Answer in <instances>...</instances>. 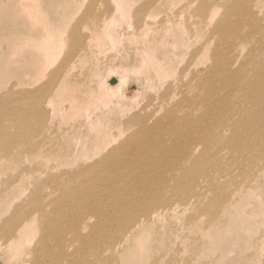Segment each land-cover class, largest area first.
Masks as SVG:
<instances>
[{"label":"bare ground","instance_id":"obj_1","mask_svg":"<svg viewBox=\"0 0 264 264\" xmlns=\"http://www.w3.org/2000/svg\"><path fill=\"white\" fill-rule=\"evenodd\" d=\"M19 1L20 10L22 11L19 17L27 18L29 21L28 24L33 30L28 32H17V36L15 37L16 40L12 45V50L15 48L13 52V68L16 70L20 68L21 76L29 77V75H32L33 77H29V80L25 79L23 82L26 83L30 89L21 90L18 92V95L12 97L14 101V103L13 101L11 102L14 104L12 108L8 106V109H0V153H2V155H0V173L8 171V168L11 167L14 161H22L23 156H40L42 158H47L50 157V155H64L67 151L70 152L74 149L77 152L79 147L82 148L83 153L86 152V157L92 153V147L100 134L99 129L104 127L99 124L100 122L98 120L97 129H94L96 130L95 137L91 136L93 133L90 131L81 128V126L86 123L72 122L73 124H71V127L73 132L69 133L66 131L65 140H63L64 134H61L60 130L57 131L54 129V125L51 124V121L53 122L52 118L54 119L59 114H62V116L59 117L60 121L56 123V127H60L61 121L64 120L63 115H66L64 112L66 108L64 107L67 105L63 106L61 104V101H63L62 97H64L67 102L69 101L70 104H68L67 107L70 112L76 111V115L83 116L87 118L88 121L91 120L90 117H93V114L98 111L97 109L99 106L97 101L94 100L92 96L85 95L86 91L91 87L87 86L85 81L79 80L78 78H70V74L75 67L87 61L86 57L94 53L95 46L99 47L103 43L104 38L106 39V37H108L110 42L109 37L114 38L118 36L117 32L110 31V24H113L115 21L114 19L119 18L117 17L118 13H121L123 18V11L126 9V5L129 6V3L127 4L129 0H103L108 6L111 4V1L113 2L116 9L115 13H117L114 14L115 18L111 17V12L113 10L110 9L108 11L111 13V20L106 16L102 17L100 20H97L96 17H94L95 19L92 18V22L90 23L92 32L78 38L77 35H75L76 31H72V29L62 30L65 23L53 20L52 17L50 18L49 11H46L43 7V0ZM159 1L160 0H150V4L147 5L150 14L157 11V7L160 4ZM206 1L209 2L210 0H203L199 8L201 22L205 23L203 26L210 23L214 24L212 31H210L213 35L218 33L219 38L209 58L212 61L211 65L205 68L202 75H196V77L198 76V79L196 78V86L198 87L196 90L194 89L193 101L198 104L201 111L198 114H193L192 117H189L187 120L188 123L193 124L192 127L195 131L192 132L189 130L183 123H176L174 128H169L168 125L166 127L167 132L175 139H182L180 145H176L177 142H175L170 150H182L184 155L191 159L188 165L183 162H175L174 166H178L184 170L185 175L183 177L167 179L163 184V186L167 188L171 187L175 189L179 199L175 201L179 202L170 201L168 197H159L154 193L152 197L149 196L150 194H140L138 195L139 200L140 198L146 199V204L141 213L140 207H138V210H135L134 207H128L131 205L128 203L129 200L127 202H121L124 206H119L114 203V205L117 206L114 212H117V209V213L122 212L128 207L131 215L137 216L139 213L140 217L135 216L133 219H131L129 214L118 217V215H116L117 213L112 215H109L108 212L103 213L100 207L98 208V212H74L79 206L82 208L81 212L88 209L91 210L95 207L94 202L96 199L87 200V198L95 195L97 182L99 183V187L104 188L103 176L99 177L102 171L106 174L104 181L107 185L109 182L112 183L115 178H117V182H125V169L127 166L130 165L135 168L147 164L148 167L156 166L160 161V154H165V151H167V149L163 148L159 140H153L152 138V144L149 147L147 146L146 143L150 137L148 132L150 126L143 116L135 118L133 123L140 124L144 131L132 132V134L127 136L125 128L117 130V133H110V135H107V128L112 124L106 122L104 129L101 130V134H105V142H102L100 146L106 144L109 145V148H107L106 153L100 154L99 158L93 163H89L86 167L80 168L81 170L79 172L82 171L81 173H77L83 175L89 171H94L95 176H88L81 182H76L75 186L70 189H66L67 183H63L62 177L53 176L51 182L54 183V187L58 186V189L61 190V195L57 198L50 199V201L45 204V201H47L43 194L45 188L43 185L45 183L40 177L32 176L36 170L35 168L44 166V163L36 164L35 168L23 165V170L19 177L18 175L12 174L5 180V183L9 187H5L4 192L17 181L16 177L19 179L25 172L26 177L31 179L27 180L25 183L19 184L18 187L10 188L13 194L8 196L9 199L5 201L6 205H10L14 200L20 199L21 197H24V200L27 199V196L30 198L31 191H38L37 194L41 192L39 196L36 194V203L34 202L36 205L34 209L35 212L31 213L27 211L24 215L20 216L18 213L16 217L13 215V218H8L10 226L8 228L3 226L0 228V238L6 237V240L12 239L7 245V249L11 252V254L7 256L9 259L8 262L11 263L13 259H16V256L25 250V245L30 246V239L25 238V235H28V231L37 224L35 214L38 213L37 215L40 216L41 223H43V231L45 232L43 236L58 238V243H56L55 246L59 249L58 254H56L58 250H54L52 245H46L43 249H40L41 259L39 264H65V259H67L65 256V249L69 245L61 234V230H65L64 222L66 219L62 214V211L64 212L65 209H67L65 212L71 211V214L76 217L70 229L75 236L74 243H81L84 239H86L84 242L90 243L92 241V235L88 234L83 236L82 230H92V233L101 231L102 234L116 237L113 245H108L110 247L105 249V251H108L107 254L110 253V257L108 255L109 258L107 257V259H105L104 257L100 259L97 246L90 243L85 253L79 251L81 256L77 258L78 254L74 260L73 258L71 259V264H77L80 258L84 264H106L107 261V264H116L115 261L118 258H120L121 261L124 259L123 254L119 257L118 254L115 253L120 252V249H122V252L126 250V255L130 253V255L132 254L131 256H134L135 253L141 262L140 258H143V254H146L147 260L151 259L149 251L153 249L154 246L155 248H163L165 244L168 243L170 247V245L173 244V238L171 236V231L167 228L168 221H165L166 223L164 222V224L161 221L165 218L179 219L182 214H186L188 209L187 205L193 202L198 205L203 203H197L201 195H197L196 193V187L201 181L192 182L189 179L200 175L203 177V182L206 186L208 183L217 186L221 174L225 171L223 167L211 163V159H205L202 155L193 157L195 153L194 149L197 145L192 144L193 137L191 135L199 130L203 132L198 135V137L206 142L214 141V136L219 135L221 139L225 138L229 142L234 153L241 152L250 160L253 158L258 162L264 161V18L261 17L262 14H259L262 9L260 8L261 10L258 13V9L256 10L255 8L257 7L256 3L262 0H241L237 5L233 3L229 8H226L227 17L218 23L214 22V19L218 13L217 10L220 5L218 1L220 0L210 2L208 6L205 7L204 3ZM192 3L193 0H187L185 3H182L181 8H188ZM178 14L182 17L181 20L183 25L185 24L182 27L184 33H189V27H191V25L188 24L184 15L179 12ZM233 15L236 19L232 17ZM142 21L141 26H144V28L148 27V21L146 19ZM165 22L166 21H161L162 28L167 27L164 25ZM207 27L208 26H206V28ZM229 31L237 41L229 42V36H227ZM158 34L160 33L158 32ZM213 35L210 33V38H213ZM148 36L147 38L143 37L145 44L141 48V65L150 63L156 68H160L162 67L161 62L158 60L155 47L152 45L153 42L159 41L157 37L159 35L152 33L150 35L148 34ZM210 38L199 46L202 52L205 51L206 47L212 42ZM68 39L73 41L70 46V48L72 47L70 49L72 51H70V55H68L71 56V58L65 62L64 65H60L55 69L56 72L61 75V81L58 87L51 88L48 85H40L44 80L43 73H48L49 67L54 65L59 56V50L63 44L64 47L66 46L65 43ZM241 46L243 50L245 49L243 47L249 46L246 54L243 51H239L241 49L236 52V49ZM199 49L196 52H199ZM33 52H37L39 55L36 67L30 65L28 69H23L22 60L29 59ZM195 54L193 53V55ZM7 62L8 61L3 62L5 67L7 65L9 67V63H11V61ZM89 68L90 67H88V69ZM90 69L88 75L92 77L99 75L98 66H91ZM114 69L117 70L118 68ZM119 69H121V67ZM112 72L111 69L109 73ZM123 73L126 74L125 72H121V74ZM47 75L48 74H46V76ZM92 77L90 79H92ZM121 77L119 83L115 84L114 81H111L113 88L118 87L117 89H119V86H122L121 83L124 77ZM37 84L40 85V87L35 89ZM111 88L108 89L111 90ZM166 94H168V92ZM84 98L86 101H83ZM1 105H3L4 108L7 107L6 105L4 106L2 102ZM65 118H67V115ZM99 120H101V118H99ZM174 120L178 121L179 119ZM156 121H158V119H156ZM91 123H95L94 119H92ZM133 123L130 127L133 126ZM111 127H113V125ZM143 132H145L143 142L133 145L137 140L138 134ZM241 134L245 135V138H242ZM120 135H122V137L126 136L127 141L116 144L115 142L121 137ZM128 145L133 146V152L127 151ZM196 148L198 149V146ZM19 155L22 156L21 159H18L20 158ZM128 155H131L133 159L129 158ZM79 161L80 157L77 155L72 164L77 165ZM151 162L153 163L152 165H150ZM208 165L211 166L209 170L207 169ZM250 177L251 176L248 175L243 181H239L240 183H235L237 187L236 189L234 188V190L232 189L233 191L227 190L228 192H224L223 196L220 194H215L216 197L215 195L214 197L212 196L213 200H209L212 207L207 203L204 204L205 201L203 205H201L203 209L194 205L198 209L205 210L208 219L201 220L202 215H196V218H194L195 215H193L194 217L190 215V226L188 227V231L189 233L191 231H199L201 236L213 239L211 240L212 242L210 241L209 245L210 254L220 249L217 243L219 238L223 235H230L233 229L238 230L243 227L250 232L260 227L261 221L264 219V205H253L252 198L255 192L249 190L250 188L248 186H245L246 189H243V183L248 181ZM215 178L218 179L215 180ZM232 180L235 179L231 177L226 182V185L229 186L228 183L232 182ZM188 181L191 182V185L184 189V183ZM233 197L237 198L238 201L233 202ZM65 198H67V200H65ZM220 216L227 217V222H220ZM158 222L159 225H157ZM222 226H224L226 234L222 233ZM188 235H185L183 238L188 239ZM198 236L200 235L198 234ZM193 243L195 244V242ZM112 249L114 250L112 251ZM210 254L208 256H210ZM44 256L48 258L47 261ZM24 260L27 261L28 259L26 260V258H24ZM191 260L192 263L195 261L192 257ZM216 262H221V260L218 259Z\"/></svg>","mask_w":264,"mask_h":264},{"label":"rangeland","instance_id":"obj_2","mask_svg":"<svg viewBox=\"0 0 264 264\" xmlns=\"http://www.w3.org/2000/svg\"><path fill=\"white\" fill-rule=\"evenodd\" d=\"M186 1L187 0H160L157 11L150 14L147 7V5L150 4V0H129L127 2V4L129 3V6L126 5L122 18L121 13H115L116 9L112 1L108 6L103 0H43V7L46 11H49L50 18L52 17L53 20L65 23L62 30L72 29V31H76L75 35H77L78 38L92 32V27L90 26L92 18L96 17L97 20H100L102 17L106 16L110 19L111 17L115 18L114 14H117V17H119L114 19L115 21L113 20V24L109 23L112 26L109 27L110 31L117 32L118 36L114 38L109 37L110 42L108 37H106V39L104 38L103 43L99 47L95 46L94 53H91L86 57L87 61L71 71L70 78H78L79 80L85 81L87 86L91 87L86 91L85 95L92 96L93 99L97 101L99 108L97 109L98 111L93 114V117H90L91 120L88 121L87 118L76 115V111L70 112L67 107L68 104H70L69 101L67 102L65 98L62 97L63 101H61V104L63 106L67 105L64 107L66 108V111L62 107L67 118H65L66 115H63L64 120L61 121V126L56 127V123L60 121L59 117L62 116V114H59L55 117L56 119L52 118L53 122L51 121V124L54 125V129L57 131L60 130L61 134H64L63 140L66 139V131L69 133L73 132L71 124L75 122L86 123L81 126V128L93 133L91 136L94 137L96 135V130L94 129H97L98 121L102 127H105L106 122H110V124L113 125V127H111V125L107 128V135H110V133H117V130L121 128L126 129V136L132 134V132L144 131L140 124L133 123L135 118L143 116L147 124L150 126L148 131L150 137L147 140V146L149 147L152 144V138L153 140H159V142L162 143L163 148L167 149L165 154H160V161L156 166L148 167V164L136 168L131 167L130 165L127 166L125 169V182H117V178H115L112 183L109 182L107 185L104 181L106 174L102 171L99 177L103 176L104 188L99 187V183L97 182L95 195L87 198V200L96 199L94 202L95 207L91 210L88 209L81 212L82 208L79 206L76 208L77 212L74 211L75 213H87L89 211H91L90 213L94 211L98 212V208L100 207L103 213L108 212L109 215H112L118 212V209L117 212H114V209L117 208L114 203L119 206H124L121 202H127L128 200V203L131 204L128 207H134L135 210H138V207H140L141 213L146 204V199L140 198L139 200L138 195L140 194H150L149 196L152 197V194L154 193L159 197H168L170 201L179 202L175 201L179 200L175 189L171 187L167 188L163 186V184L167 179L183 177L185 175L184 170L178 166H174L175 162H183L188 165L191 159L189 157L187 158L182 150H170L175 142H177L176 145H180L182 139H175L167 132L166 127L168 125L169 128H174L176 123H183L189 128V130L192 132L195 131L192 127L193 124L188 123L187 120L189 117H192L193 114H198L201 111L198 104L193 101L194 89L196 90L198 87L196 86L197 77L200 76V74L202 75L205 68H208L209 65H211L212 61L209 58L214 47L217 45V40L219 38L218 33L213 35L211 32L214 24L210 23L203 26L205 23L201 22L199 8L201 7L203 0H193L190 7L181 8L182 3H185ZM214 1L215 0H210L209 2L206 1L204 6L207 7L208 3ZM218 2L220 5L217 10L218 13L216 18L214 19V22L216 23L227 17L226 8H229L233 3H235V5L239 4L241 0H220ZM19 4V0H0V109L3 110L8 109V106L11 108L14 106L12 97L18 95L19 91L30 89L29 86L23 82L25 79L29 80V77H33L32 75H29V77L21 76L20 68H17V70L13 68V52L15 48L12 50V45L16 40L15 37L17 36V32H28L33 30L28 24L29 21L27 18L19 17L22 13ZM256 4V10L258 9L259 13L262 9L259 14H262L261 17L264 18V0L258 1ZM109 9L113 10L111 12L112 14L109 13ZM178 12L184 15L188 24L191 25V27H189V33H184L182 27L185 24L183 25L181 20L182 17ZM232 17L236 19L234 15ZM142 18L148 21V27L144 28V26H141L143 22ZM161 21H166L164 23V25L167 26L166 28H162ZM206 26H208L209 29L208 27L206 28ZM158 32L160 34H158ZM209 32L213 35V38H210ZM152 33L159 35L157 36L159 41L153 42L152 45L155 47L157 58L161 62L162 67L160 68H156L150 63L141 65V48L145 44L143 39L149 37L148 34L150 35ZM227 36H229L230 43L237 41L230 31ZM209 38L212 39V42L206 47L205 51L202 52L201 49H199V46L205 42V40H209ZM72 42L71 39H68L65 43L66 48L64 47V44H61L62 47L59 50L61 53L59 52V56L54 65L49 67L50 69H48L49 71L46 73L48 75L46 76V74L43 73L44 80L40 85H48L51 88L58 87L61 81V75L58 74L55 69L70 60L71 56L68 55H70V51H72L70 50L72 48H70ZM242 46L238 47L236 52L241 49ZM243 48L245 49L239 51H243L246 54L249 46ZM198 49L199 52H196ZM193 53L197 54H195L196 57ZM38 60L39 55L37 52H33L29 59L22 60V68L26 70L30 65L36 67ZM5 61H11L9 67L8 65L6 67L3 65V62ZM84 65L87 66L85 67ZM91 66H98L99 68V75L93 76L94 78L91 75H88ZM88 67L90 68L88 69ZM113 67L118 69L116 70ZM120 67L121 69H119ZM111 69L113 72L109 73ZM119 71L125 72L126 74L123 73V75ZM196 75L198 76L196 77ZM121 76L124 77L123 82L121 83L122 86H119V89H117L118 87L113 88L111 81H114L115 84L119 83L122 78ZM91 77L92 79H90ZM37 85L36 87L34 86L35 89L40 87V85ZM108 88H111V90ZM167 92L168 94H166ZM12 101L13 103H11ZM83 101H86V99L84 98ZM1 102L7 107L4 108L3 105H1ZM99 118H101V120H99ZM92 119L95 121L94 124L91 123ZM156 119H158V121H156ZM174 119L179 120L175 121ZM132 123L133 126L130 127ZM104 127L99 129L100 134L96 138L97 140L92 147V153L87 157L85 156L86 152L83 153L81 147H79L77 152L74 149L70 152L67 151L64 155H50V157L47 158H42L40 156H23L22 158V156L19 155L20 158L18 159L22 158V161H14V163L11 164V167L8 168V171L0 173V228H2V226L8 228L10 226L8 218L16 217L18 213L20 216L24 215L27 211H30L31 213L35 212V201L37 195L39 196L41 192L37 194L38 191H31V196H34L35 198L31 196L30 198L27 196V199L25 200L24 197H21L20 199L15 198L17 199L14 200L16 202L13 201L10 205H6L5 202L9 199L8 196L13 194L10 188L18 187L19 184L31 180L26 177V172L18 179L23 170V165L35 168L36 164L44 163V166L35 168L36 170L32 176L40 177L45 183L43 185V187L45 186L43 194L45 200H47L45 201L46 204L50 199L57 198L61 195V190L58 189V186L54 187V183L51 182L53 176L62 177L63 183H67L66 189L74 187L76 182H81L88 176H95L94 171H89L83 175L77 173H81L82 171L79 172L81 170L80 168H83L84 166L86 167L89 163H93L99 158L100 154L106 153L107 148H109V145L106 144L100 146L102 142H105V134H101V130H103ZM202 132L203 131L199 130L191 135L193 137L192 144L198 146V149L196 148L197 146L194 149L195 153L193 157H199L202 155L205 159H211V163L223 167L225 171L221 174L217 186L208 182V185L206 186L203 182V177L200 175L189 179L192 182L201 181L196 187L197 195H201L198 198L197 203H204L205 201L204 204L207 203L210 205V201L213 200L215 194L223 196L224 192H228L227 190L233 191L234 188L236 189L237 187L235 183H240L249 175L251 177L248 181L243 183V189H246L245 186H248L250 188L249 190L255 192V195L252 198L253 205H264V161L258 162L253 158L250 160L241 152L234 153L229 142L225 138L221 139L219 135L214 136V141L206 142L198 137ZM144 135L145 132L138 134L137 140L133 145L143 142ZM241 135L242 138H245V135ZM120 136V140H116V144L127 141L126 136ZM132 149L133 146L128 145L127 151L133 152L134 149ZM0 155H2V153H0ZM77 155H79L80 161L77 165H74L72 162ZM128 157L133 159L131 155H128ZM152 164L153 163L151 162L150 165ZM210 167L211 166L208 165L207 169L209 170ZM12 174L18 175V177H16L17 181L13 186H10L9 189L5 190L6 192H4L5 187H9L5 183V180ZM253 175L254 177L252 178ZM231 177L235 180L229 182L228 186L226 185V182ZM217 179L218 178H215V180ZM190 181L184 183V189L191 185ZM65 200H67V198H65ZM236 201H238V199L233 197V202ZM203 203L201 205H203ZM194 205H197V207L199 206L198 208H202L201 205L193 202L192 204L187 205L188 209L186 214H182L179 219L165 218L161 221L163 224L165 221H168L167 228L171 231V236L173 238V244H171L170 247L168 246V243H166L163 248H155L154 246L153 249L149 251L151 259L147 260L146 254H143V258H140L141 262L135 253L134 256H131L132 254L130 255V253L126 255V250L122 252V249H120V252L115 253H117L119 257L123 254L124 259L121 261L120 258H118L115 261L116 264H264V219L261 221L260 227L257 230L248 232V229L241 227L238 230L233 229L230 235L221 236L217 241L220 249L215 253L210 254L209 245L210 241L213 239L201 236L199 231H191L190 233L188 231V227L190 226V215H195V217L193 216L194 218L198 215H202L201 220L208 219L205 210H202L203 208L198 209ZM210 206L212 207V205ZM128 207L116 215L119 217L129 214L131 219H133L136 215H131ZM66 210L67 209H65V211ZM65 211H62V214L66 219L64 222L65 230H61L64 240L69 243L68 246L66 245L67 247L65 249V256L67 257V259H65V264H71V259L73 258L74 260V258L80 253L79 251L85 253L88 250L90 243L97 246L98 253H100V259L104 257L107 259L108 255L110 257V253L107 254L108 251H105V249L110 247L108 245H113L116 237L102 234L101 231L92 233V230H82L83 236L88 234L92 235V241L88 243L84 242L86 240L84 239L82 242L80 241L81 243H74L75 236L70 229L72 227L71 224L76 217L71 214V211ZM37 214L38 213L35 214L37 224L28 231V235H25V238L30 239V246L25 245V250L20 252L16 256V259H13L11 263L8 262L9 259L7 256L11 254V252L7 249V245L12 239L6 240V237L0 238V264H39L41 259L39 250L43 249L46 245H52L54 250H58L56 252V254H58L59 249L55 246V244L58 243V238L53 236H43V233L45 234L42 226L43 223H41L40 216ZM136 217H140L139 213ZM227 220V217H219L220 222H227ZM159 222L157 225H159ZM222 228V233L226 234L224 226H222ZM198 234L200 236H198ZM185 235H188V239L183 238ZM193 242H195V244ZM113 250L114 249H112V251ZM209 254L210 256H208ZM79 256L81 255L79 254L77 258H79ZM191 257L195 260L193 263ZM24 258L28 260L25 261ZM44 258L46 261L48 260L46 256H44ZM218 259H220L221 262H216ZM77 264H84V262L80 258Z\"/></svg>","mask_w":264,"mask_h":264}]
</instances>
